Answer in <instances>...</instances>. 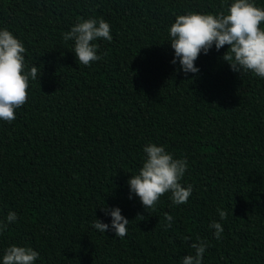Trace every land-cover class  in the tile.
<instances>
[{
    "label": "trees",
    "instance_id": "16d2710c",
    "mask_svg": "<svg viewBox=\"0 0 264 264\" xmlns=\"http://www.w3.org/2000/svg\"><path fill=\"white\" fill-rule=\"evenodd\" d=\"M234 2L0 0V30L23 43L26 72L40 68L16 119L0 120V221L17 215L0 264L12 245L37 251L34 264H182L198 239L202 264H264V79L233 72L228 45L202 51L198 74L172 63L177 16L228 14ZM89 19L108 22L112 40L94 41L103 58L85 66L63 34ZM149 144L187 160V203L168 192L147 212L131 193ZM103 207L121 210L126 236L93 227L111 224Z\"/></svg>",
    "mask_w": 264,
    "mask_h": 264
},
{
    "label": "clouds",
    "instance_id": "9594fccd",
    "mask_svg": "<svg viewBox=\"0 0 264 264\" xmlns=\"http://www.w3.org/2000/svg\"><path fill=\"white\" fill-rule=\"evenodd\" d=\"M264 8L257 7L253 0H235L228 8V14L189 13L177 16L170 27L171 48L175 59L179 61L181 70L185 73L198 74L195 61L203 51L207 55L215 46L217 52L225 45L230 46L223 56L231 70L237 73L251 72L256 77L264 79ZM112 40L110 25L103 19H89L77 23L69 32L63 34L65 42L74 41V53L79 63L90 66L91 62L103 58L97 55L98 39ZM25 47L9 30H0V120L12 122L16 119V110L28 100L30 80L37 79L40 68L32 66L25 71ZM146 159L139 174L128 181L131 193L139 197L145 210L154 209L160 198L171 192V200L175 205L188 202L193 186H183L181 181L188 167L186 159H174L163 146L149 144L145 146ZM132 198V195L129 197ZM106 216H111V224L96 219L93 227L101 233L113 231L116 237L123 238L127 234L129 221L122 216L119 208H101ZM221 221L227 219V211L217 209ZM166 227H171L173 217L165 213ZM137 219L144 220L143 215ZM136 219V220H137ZM17 215L10 212L5 221H0V234L5 232L9 224L16 222ZM210 227L220 240L223 226L213 221ZM185 241L191 238L184 237ZM193 255L183 258L182 264H202L207 242L197 240L190 243ZM39 253L31 247L12 245L3 256V264H34Z\"/></svg>",
    "mask_w": 264,
    "mask_h": 264
}]
</instances>
